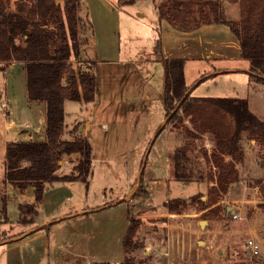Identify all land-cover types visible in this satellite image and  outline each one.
I'll list each match as a JSON object with an SVG mask.
<instances>
[{"label":"rangeland","instance_id":"obj_1","mask_svg":"<svg viewBox=\"0 0 264 264\" xmlns=\"http://www.w3.org/2000/svg\"><path fill=\"white\" fill-rule=\"evenodd\" d=\"M164 1L166 0H135V5L125 8L137 16L132 19L129 13L125 10L123 12L124 46L125 42H130L137 46L147 44L154 47L155 56L147 62L148 66L144 65L145 68H149V70L146 68L149 72L147 70L143 72L139 65L133 63L127 64L123 70L120 68L110 70L109 72L113 74L102 82L96 103L77 102L74 105L75 117L77 116L83 124L86 121L90 123V132L88 131L86 136L93 146L92 174L88 182L78 180L48 183L45 192L47 190L48 195H58L60 207L55 213L41 211L35 225L46 222L49 218H57V215L62 216L59 213L62 210L70 211L74 208L89 210L96 206L101 209L99 212L101 216L95 221L92 220L89 223L86 215L77 223L73 218L54 222L51 228L44 229L42 244L49 240L48 243L52 248H60L56 250L63 252L67 250L64 246L65 240L74 237L76 231L93 229L96 232L101 231V234L111 233L109 242L91 253L95 261H110L118 264L126 256H131L135 264H248L238 259V256L242 257L243 245L248 237L246 222L253 216L254 208L251 203H243L242 200L253 198L254 194L261 196L260 188L245 190L244 186H254L259 179H264V145L248 131L243 133V147L246 145L250 148L257 147V150L253 148L254 152H252L255 164L251 169L244 168L251 173L242 174V182H240L239 171V182L230 187L222 196V200L211 206L218 205L215 211L210 212L211 207L206 204L211 199V187L216 184L211 182L215 179L216 168L204 157L205 151L211 153L214 147L210 135L205 134L198 139L188 138L185 125L191 126L189 120L176 124L175 121L174 123L164 122L167 118L163 102L164 63L156 53L155 40L154 42L148 40L153 30H156L157 20L154 13L160 15V6H163ZM195 1L196 8L206 16L197 0ZM226 2L228 1L224 2V7L227 17L230 19L238 17L239 6H236L238 8V14H236L227 8ZM117 3L120 7L126 5L119 0ZM152 8L154 12L151 11ZM193 11H196L194 6ZM191 14L193 13H189L187 17L193 18ZM196 17L199 23H203L199 14L196 13ZM206 19V22L210 21ZM239 19L240 16L237 20ZM157 32H161L160 29L155 31V37L158 36ZM222 33L218 30L216 37L220 44H225ZM216 37L210 34L205 36L208 43V60L190 58L186 61V80L194 88L192 93L197 96H237L239 94L240 97H250L254 102L253 109L264 116V83L249 72L228 70L229 67H249L250 61L247 58L239 60L223 58L222 52L216 49L219 46ZM184 39V37L177 38V46L184 47L185 42H188ZM126 48H130L129 43ZM134 48L136 47H132L133 52ZM186 52V50L183 51L181 55ZM82 53L81 51L79 59L72 58L71 62L75 59L72 64L74 63L76 68L93 66ZM223 68L225 71L219 72ZM104 77L105 75H103V81ZM3 85L0 72V90ZM127 94L139 101L138 107L134 106L130 112L126 111ZM244 94H248L249 97ZM141 99L146 101V105L141 103L143 101ZM3 102L7 105L6 116H8L9 104L7 101ZM140 105H144L143 108ZM6 116L0 111V120L6 119ZM0 123V240H6L16 236L10 233L11 229L21 234L28 228V224L18 223L20 210L14 198L10 202L8 213L11 222L3 210V203L7 201L11 193L7 191L9 181L6 179L5 172L4 139L6 135L2 121ZM208 140L212 143L211 146H207ZM185 143L191 144V154L196 165V176L190 181L178 180L174 176L175 149ZM71 155L64 156L66 166L63 165L61 172L74 171L80 159L75 160L78 156ZM67 159L71 161V164ZM67 165H69L68 168ZM242 165L247 166L245 162ZM142 171L143 178H140ZM136 185L133 195L125 199ZM174 199H179L175 201L177 210L166 206L169 205L167 201L172 202ZM26 201L34 203L36 198L33 196ZM258 206L263 215L264 203H258ZM127 210L129 219L135 217L139 220L135 226L134 235V241L139 243V247L125 253L123 237L127 228L125 217L121 216L127 213ZM31 213L33 214L27 208L25 217L30 219L34 216ZM236 213L241 214L242 218H235ZM235 240L238 243H235ZM234 253L237 257L231 256ZM62 263L54 255L52 264ZM255 264H264V248L263 255Z\"/></svg>","mask_w":264,"mask_h":264},{"label":"trees","instance_id":"obj_2","mask_svg":"<svg viewBox=\"0 0 264 264\" xmlns=\"http://www.w3.org/2000/svg\"><path fill=\"white\" fill-rule=\"evenodd\" d=\"M133 4L135 0H119ZM239 1L240 19L227 17L224 2ZM206 16L196 8L195 0H166L160 6V19L176 29L188 32L202 26L208 18L212 24H225L237 36L241 55L251 62V74L264 83V0H197ZM81 0H0L1 68L12 61L24 63L28 98L46 103V138L44 140L13 139L6 146V179L21 187H32L37 204L43 199L48 183L85 181L92 174L93 146L87 136L64 139L65 101L93 102L97 76L93 66L76 68L71 60L81 57L82 45L88 41V24L79 15ZM193 6L196 11H193ZM193 13V18L187 17ZM196 13L201 16L199 23ZM182 15L181 17H179ZM204 17V18H203ZM205 21V22H204ZM176 25L182 27L179 28ZM90 27V26H89ZM156 38V53L162 54V37ZM164 63L163 102L167 123H184L188 138L209 134L214 147L204 157L216 168L208 207L223 199L230 187L240 180L237 164L243 162V133L248 131L264 145V120L254 113L246 97L192 95L185 76L186 59L162 58ZM191 144L179 145L174 153V176L190 181L196 176ZM79 153L81 158L72 173H57L65 155ZM140 178H143V171ZM264 196V179L257 181ZM179 199L167 201L169 209L177 210ZM218 205L210 208V212ZM37 213L36 204L20 205V222L30 223L26 209ZM7 211V201L3 203ZM124 238L125 251L139 247L134 241L138 219L130 217ZM96 264H113L110 261ZM118 264H135L126 256Z\"/></svg>","mask_w":264,"mask_h":264},{"label":"crops","instance_id":"obj_3","mask_svg":"<svg viewBox=\"0 0 264 264\" xmlns=\"http://www.w3.org/2000/svg\"><path fill=\"white\" fill-rule=\"evenodd\" d=\"M57 3L63 4L64 0H56ZM136 3V2H135ZM227 8L231 9L233 13L238 14L237 5L240 8L239 1L236 2H226ZM134 4V3H133ZM126 4L123 7L118 6L117 0H81V6L79 9V15L82 17L84 23L88 24V32L87 38L88 41L86 44L82 46V55L87 57L93 65V71L97 76V91L95 100L92 103H96L97 95L99 94L102 88V82L106 81V77L113 74L109 72L110 70L115 69H124L127 64H135L139 65L142 68L143 72L145 70H149V68H145L144 65L150 61L155 56L154 47L144 45H135L129 43L130 48L127 49L128 43L123 39V12L129 13L130 17L133 19L136 18L137 15L130 12L127 8L129 5ZM135 5V4H134ZM154 12V9L152 10ZM156 12V11H155ZM156 15L157 25L156 30L162 32L161 33V41H162V54H159L161 58H175L181 57L185 58L186 61L190 58H200L203 60L209 59V54H207V44L205 36L210 34L211 36L216 37V32L219 30L223 32L221 36L225 38V44H220V41L216 37V41L219 43V46L216 47L217 51H221L223 58L228 59H236L244 58L241 55L240 46L238 38L233 32L229 29V27L225 24H212L211 22H205L202 26L196 28L195 30H191L188 32H182L172 26V24L167 21H162L159 17V14L154 13ZM158 16V18H157ZM240 16V15H239ZM239 16L233 18L237 20ZM153 21V20H151ZM153 28V26H152ZM153 30L152 36H149L148 40H151L156 43L155 37L156 33ZM158 33V32H157ZM218 34V33H217ZM177 36V37H176ZM184 37L185 42L184 47L180 48L177 46V38ZM204 38V39H203ZM133 39V38H131ZM136 40V39H135ZM132 47H136L133 52ZM126 48V49H125ZM156 48V47H155ZM187 51L186 54H183V51ZM232 53V55H231ZM217 56V55H215ZM218 57V56H217ZM250 61V60H249ZM72 62H75L73 59ZM1 63V62H0ZM2 64H0L1 66ZM74 65V63H73ZM186 65V64H185ZM75 66V65H74ZM148 66V64H147ZM186 68V67H185ZM147 70V71H148ZM230 71H238L243 70L251 73V62L249 67L244 66V68L238 67H229ZM220 71H225L224 68L220 69ZM0 72L2 73L3 79V88L0 90V101H7L9 104V115L6 116V119L3 118L0 121L3 123V127L5 129V139L4 144L7 146V143L13 139H22V140H44L46 138V103L44 101H31L28 98L27 93V84H26V72L23 62L12 61L6 67L1 68ZM146 72V71H145ZM149 72V71H148ZM143 74V73H142ZM141 74V75H142ZM103 75L104 81H103ZM186 76V69H185ZM187 78V77H186ZM203 79V77L201 78ZM187 81V80H186ZM199 82V81H198ZM188 84V83H187ZM197 84V82H196ZM195 84V85H196ZM189 85V84H188ZM191 88L189 92L192 93L193 86L189 85ZM129 94L131 92H128ZM239 94H237L238 96ZM248 96V94H244ZM148 96V95H147ZM249 97V96H248ZM137 99L126 96V111L130 112L132 108L138 107L139 101ZM141 103L145 104L146 101L141 99ZM251 110L256 113L262 120H264V116L255 111L253 109V100L252 98H248ZM90 103L85 102L84 100H66L65 107V130L63 134L64 139H74L76 136H86L87 132L90 128L89 121H86L83 124L78 120L77 116L75 117L76 111L73 110L74 105L77 103ZM146 105V104H145ZM144 105H140L143 108ZM146 107V106H145ZM165 119V123H166ZM1 124V123H0ZM253 141V139H251ZM256 144L254 143V146ZM248 147V148H247ZM245 158L243 162L237 164V167L240 171V176L242 182V174L247 175L251 173L250 170H245L244 168H252V165L255 164L253 161L252 152H254L253 148L257 150V147H249L245 146ZM71 156H78L75 160L80 159V154H72ZM65 159V158H64ZM70 164L71 161L67 159ZM247 166H243L242 164ZM63 165L66 166V163L61 162V166L58 169L57 173L59 175L67 174L68 172H61V168ZM69 165H67L68 168ZM6 172V171H5ZM211 182H214L213 180ZM212 184V183H211ZM7 191L9 194L7 198V211L6 217L9 219V211H10V202L12 198L17 201L16 205L18 208L20 205L27 204H36L37 205V213L34 214L33 221L28 224V228L23 233L18 234L17 231H13L11 229L10 233L15 234L16 236L11 237L10 239L0 240V264H52V261L57 258L58 261H61L62 264H93L102 261H95L91 253L95 252L97 249H100L111 237L110 232H104L101 234L100 232H96L91 229L90 231H76L74 237L71 239L67 238L64 242V246H66L67 250L57 251L56 249L60 248H52L47 240L45 244H42L41 240L44 237V229L46 227L51 228L54 222H58L61 220H66L68 218H73L75 223L83 220L87 215L89 223L95 221L99 216L100 208H96V206L90 208L89 210H84L81 208L70 209V211L59 212L62 216L57 215V218H49L46 222H41L39 225H35L38 220L36 218L42 212H49L59 210L60 200L58 195L52 194L48 195L47 190L46 194L44 193L43 199L37 204V202L30 203L26 201L27 199H31V197L35 196L34 190L32 187H21L18 184L9 182ZM207 185V183H206ZM30 188V189H29ZM260 188L259 184H255L254 186H244V189H253L258 190ZM128 194V193H127ZM253 198H243L242 202H249L252 204L254 211L253 216L248 219L246 225L248 226V237L256 236L263 240L264 242V214L262 215L259 211L260 207L258 203H264V196L261 193V196H257V194L253 195ZM10 197V198H9ZM70 198V197H69ZM14 202V201H13ZM107 203V202H106ZM43 206V208H42ZM46 209H45V208ZM43 209V210H42ZM103 209V208H102ZM228 209H231L228 207ZM20 210V209H19ZM83 216V217H82ZM129 213H123L121 217H125L127 232L130 226ZM22 217L21 212L19 213L18 223L20 222V218ZM86 217V218H87ZM240 219V218H239ZM17 223V225H19ZM34 225V226H33ZM126 232V234H127ZM126 234L123 237L126 236ZM264 245V244H263ZM74 246V247H73ZM68 247H71L69 249ZM124 249V246H123ZM60 252H62L60 254ZM125 252V249H124ZM126 253V252H125ZM60 254V255H58ZM53 256V258H52ZM61 257V258H60Z\"/></svg>","mask_w":264,"mask_h":264},{"label":"built area","instance_id":"obj_4","mask_svg":"<svg viewBox=\"0 0 264 264\" xmlns=\"http://www.w3.org/2000/svg\"><path fill=\"white\" fill-rule=\"evenodd\" d=\"M6 110L7 105L5 102L0 101V111L4 116H6ZM211 142L207 141V146H211ZM64 161V160H62ZM235 218H242L241 214H234ZM235 243H238L237 240L234 241ZM264 242L262 239L256 237V236H249L246 238L243 249H242V257L238 256V259L243 260L247 262L248 264H255V262L263 255V248H264ZM238 253V251H237ZM239 255V254H238ZM232 257H237L236 253L231 254Z\"/></svg>","mask_w":264,"mask_h":264},{"label":"water","instance_id":"obj_5","mask_svg":"<svg viewBox=\"0 0 264 264\" xmlns=\"http://www.w3.org/2000/svg\"><path fill=\"white\" fill-rule=\"evenodd\" d=\"M137 184H138V182H137ZM136 187H137V185L133 188V190L130 192V194H129L128 196L125 197V199L130 198V197L133 195V193H134ZM229 208H231V207H229Z\"/></svg>","mask_w":264,"mask_h":264}]
</instances>
